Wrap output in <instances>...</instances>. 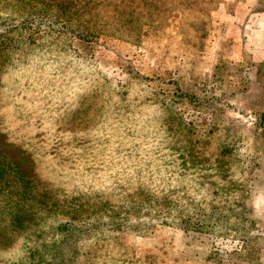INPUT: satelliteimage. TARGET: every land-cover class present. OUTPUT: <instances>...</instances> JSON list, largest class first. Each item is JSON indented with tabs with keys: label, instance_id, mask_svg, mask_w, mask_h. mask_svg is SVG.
<instances>
[{
	"label": "rangeland",
	"instance_id": "rangeland-1",
	"mask_svg": "<svg viewBox=\"0 0 264 264\" xmlns=\"http://www.w3.org/2000/svg\"><path fill=\"white\" fill-rule=\"evenodd\" d=\"M0 264H264V0H0Z\"/></svg>",
	"mask_w": 264,
	"mask_h": 264
},
{
	"label": "trees",
	"instance_id": "trees-1",
	"mask_svg": "<svg viewBox=\"0 0 264 264\" xmlns=\"http://www.w3.org/2000/svg\"><path fill=\"white\" fill-rule=\"evenodd\" d=\"M199 231V230H198Z\"/></svg>",
	"mask_w": 264,
	"mask_h": 264
}]
</instances>
